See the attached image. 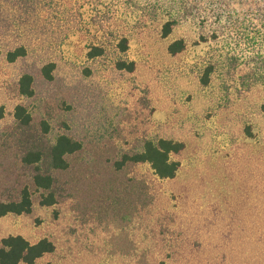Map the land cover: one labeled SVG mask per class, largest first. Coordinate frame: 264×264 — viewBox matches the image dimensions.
I'll return each mask as SVG.
<instances>
[{
	"label": "rangeland",
	"instance_id": "1",
	"mask_svg": "<svg viewBox=\"0 0 264 264\" xmlns=\"http://www.w3.org/2000/svg\"><path fill=\"white\" fill-rule=\"evenodd\" d=\"M50 1L47 9L54 11L41 17L32 55L13 63L0 56V200L25 184L33 192L31 213L0 217V238H49L54 250L34 264H244L242 254L231 252L239 248L242 230L254 229L261 244L258 254L254 250L245 260L261 262L264 81H253L248 70L258 51L227 38L236 34L224 15L219 24L230 29L218 31V40L199 37L213 18L209 8L227 10L235 1L200 0L199 17L184 19L163 39L154 13L137 17L126 8L107 12L85 3L77 10L78 4ZM22 2L0 0L2 52L20 44L36 24ZM113 14L123 21L113 25ZM122 33L129 37L124 53L117 47ZM179 36L186 49L169 55L166 45ZM91 44L104 45L105 53L88 58ZM118 59L133 60L135 69L115 68ZM215 59L211 80L201 84L203 66ZM43 60L55 63L50 81L39 72ZM25 71L34 76L31 97L17 91ZM17 104L31 113L35 137L53 142L66 133L81 142V150L68 157V168L53 172L55 206L39 204L31 169L20 163L24 135L13 115ZM159 137L184 143L172 156L180 163L173 179L158 178L147 164L114 168L122 153ZM228 232L231 237L224 235ZM213 235L216 241L223 236L217 247Z\"/></svg>",
	"mask_w": 264,
	"mask_h": 264
},
{
	"label": "trees",
	"instance_id": "2",
	"mask_svg": "<svg viewBox=\"0 0 264 264\" xmlns=\"http://www.w3.org/2000/svg\"><path fill=\"white\" fill-rule=\"evenodd\" d=\"M23 11L30 12L35 16V26H29L24 32V37L21 43L15 44L12 48L5 51L0 50V56L8 63H13L25 58H29L32 55V48L34 46L33 39L39 37V25L42 23L41 17L52 13L54 10L48 8L53 2L50 0H22ZM58 1V0H57ZM60 1V0H59ZM64 1V0H63ZM69 5L78 4L79 7H83L85 3H92L96 7V4H100L107 12L112 8H126V13L131 16L147 17L146 12L154 13L159 21L158 35L160 38L169 37L174 30L183 24L184 19L192 18L196 20L199 14L198 4L200 0H65ZM228 4L231 5L230 9L217 6L210 7L209 10L213 11L209 17H213L208 22V31L203 32L205 34H199L202 41H216L219 39L218 31L223 32L224 28H228L229 25L219 24L221 16H226L229 20L230 27L234 35L229 34L227 38L236 41H243L246 45H249L258 52H254L256 55L254 58V66L248 68L253 81H264V0H234ZM95 2V3H93ZM62 2H59V5ZM212 4L211 2H208ZM259 3V4H258ZM252 4H254L252 6ZM242 7L237 11L235 6ZM63 7L64 4H63ZM245 7V8H243ZM66 8V7H65ZM146 9L148 11H146ZM236 9V10H235ZM145 11V12H144ZM49 12V13H48ZM144 13V14H141ZM99 13V11H98ZM139 13V14H138ZM141 14V15H140ZM190 15V17H189ZM206 15V14H205ZM106 19H109V15ZM118 16L113 14L112 24H120L123 21L122 18L117 19ZM208 19L207 16H205ZM33 19V18H32ZM45 19V18H44ZM99 19V18H98ZM96 20V18H94ZM99 21V20H98ZM187 21V20H186ZM108 21H106L107 23ZM143 24L146 22L140 21ZM186 23V22H185ZM206 24V23H205ZM213 24V25H212ZM202 26V25H201ZM135 27L141 29V25L136 24ZM229 27V29H230ZM137 29V30H138ZM39 33V34H38ZM227 38H224L227 39ZM129 37L124 33L118 38L117 47L121 53H124L129 47ZM229 40L227 41V43ZM187 47L186 40L183 36L174 38L166 45V52L169 55L175 56L182 53ZM37 49V48H35ZM34 49V50H35ZM105 53V47L102 44H91L86 56L90 59H95L102 56ZM115 68L126 71H133L135 69V63L133 60L118 59L115 61ZM217 68V60L207 62L202 69L199 77L200 83L207 85L211 80V75ZM55 69V63L52 61L46 62L43 60L39 63V72L45 80L53 79V71ZM86 72L88 70H85ZM17 91L22 96L31 97L35 93L34 76L30 71H25L17 78ZM263 107V106H262ZM264 109V107H263ZM2 109L0 108V111ZM2 113L0 112V117ZM14 119L20 126L23 132V153L19 156L20 163L31 169V187L34 191H39V204L45 207L55 206L57 198L54 192L55 178L53 172L66 170L69 166L68 157L81 150V142L69 134L62 133L56 136L53 142L47 139H40L35 137L32 130L33 117L31 113L22 104H17L14 107ZM44 132L47 131L48 124L45 121L41 122ZM249 129V127L247 128ZM248 133H250L248 131ZM26 136V139H25ZM184 147L182 141H178L172 138L159 137L156 139L146 138L140 149L132 151H125L121 156L113 162L116 170L122 169L126 165H139L147 164L152 173L160 179H173L179 168V161L172 156L178 154ZM33 206V192L28 185H23L19 188L17 193L10 196L8 199L0 200V217L8 214L23 215L29 214L32 211ZM231 237V233H226ZM256 230L243 229L241 236L237 239L240 242L239 248L237 246L231 252V256H238L242 254L244 256V264L246 263L249 253L259 250L261 235L255 236ZM215 235V233H214ZM213 235L214 244L217 247L219 240L222 239V235L218 240H215ZM253 237V238H252ZM230 238L227 239V241ZM226 243V240H223ZM229 243V242H228ZM227 243V246H228ZM54 243L47 237L39 238L35 241H31L21 234H8L0 238V264H34L37 259L42 257L46 253H50L54 250ZM221 256L223 251L218 252ZM227 255V254H226ZM261 262L257 264H264V252L261 253ZM256 261V260H255ZM254 261V262H255Z\"/></svg>",
	"mask_w": 264,
	"mask_h": 264
}]
</instances>
